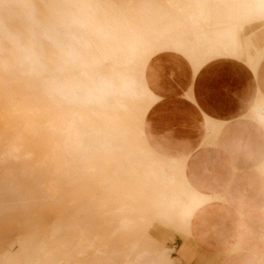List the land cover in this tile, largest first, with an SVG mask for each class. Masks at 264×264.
Listing matches in <instances>:
<instances>
[{
  "label": "bare ground",
  "instance_id": "1",
  "mask_svg": "<svg viewBox=\"0 0 264 264\" xmlns=\"http://www.w3.org/2000/svg\"><path fill=\"white\" fill-rule=\"evenodd\" d=\"M166 56L189 75L181 99L200 118L201 148L217 146L227 125L199 103L202 74L220 62L251 77L254 95L244 117L264 132V0H0V160H18L29 143L42 142L50 152L35 167L65 170L78 183L99 157L134 151L144 167L136 180L115 187L110 201L120 211L135 202L141 220L156 212L183 232L182 247L175 251L146 231L124 247L123 264H224L260 252L264 264V251H250L246 239L227 251L193 250L194 216L228 202L229 192L201 191L190 154H165L148 140L145 121L162 98L154 63ZM257 171L264 179V155ZM133 222L127 218L121 228Z\"/></svg>",
  "mask_w": 264,
  "mask_h": 264
},
{
  "label": "rangeland",
  "instance_id": "2",
  "mask_svg": "<svg viewBox=\"0 0 264 264\" xmlns=\"http://www.w3.org/2000/svg\"><path fill=\"white\" fill-rule=\"evenodd\" d=\"M234 66L220 62L201 76L200 106L227 122L217 146L201 148L200 118L182 105L181 94L189 82L185 67L169 56L154 63L153 85L162 98L145 121L149 142L165 154H190L191 178L201 191L229 192L228 202L210 203L194 216V251H227L239 239L251 244L250 251H264V179L257 171L264 155V132L244 117L255 85ZM49 152L42 142L29 143L18 160H0V264H123L124 247L146 231L181 251L183 232L171 229L156 212L141 220L135 202L128 211H120L110 201L113 189L136 180L144 167L134 151L111 160L99 157L90 177L78 183L63 176L65 170L35 167ZM107 176L111 179L104 183ZM127 218L133 224L121 228ZM261 259V252L245 253L224 264H259Z\"/></svg>",
  "mask_w": 264,
  "mask_h": 264
},
{
  "label": "crops",
  "instance_id": "3",
  "mask_svg": "<svg viewBox=\"0 0 264 264\" xmlns=\"http://www.w3.org/2000/svg\"><path fill=\"white\" fill-rule=\"evenodd\" d=\"M203 253H205V252L203 251Z\"/></svg>",
  "mask_w": 264,
  "mask_h": 264
}]
</instances>
